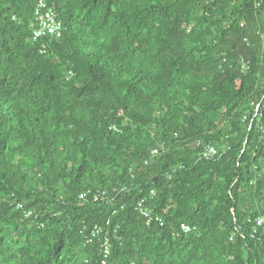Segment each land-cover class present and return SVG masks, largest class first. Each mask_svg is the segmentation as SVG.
Here are the masks:
<instances>
[{"label":"trees","instance_id":"1","mask_svg":"<svg viewBox=\"0 0 264 264\" xmlns=\"http://www.w3.org/2000/svg\"><path fill=\"white\" fill-rule=\"evenodd\" d=\"M47 1L0 0V264H264V0Z\"/></svg>","mask_w":264,"mask_h":264},{"label":"built area","instance_id":"2","mask_svg":"<svg viewBox=\"0 0 264 264\" xmlns=\"http://www.w3.org/2000/svg\"><path fill=\"white\" fill-rule=\"evenodd\" d=\"M35 22L37 25V27L34 29V32H33L35 40L42 37V35L45 34L46 32L56 37H61L63 35V31H64L63 21L59 18L56 10L48 3L47 0H38L37 6L35 9ZM260 34L262 38L264 39V30L260 31ZM159 152L160 151L158 148L154 149L152 156L155 157L156 155L159 154ZM218 153H219L218 147L213 144L205 145L202 151L203 157H206V158L214 157ZM151 193L154 194L155 191L152 190ZM103 194L106 195L107 192L104 191ZM137 209L146 218L148 224L152 223L153 221H160V223H163L162 216L159 215L158 213H155L153 209H151L147 205L145 198L141 199L138 202ZM262 224H263V218L259 217L257 219V225L260 226ZM182 229L185 231H189L191 230V226L184 224L182 226ZM99 230L97 231L99 232ZM103 249H104L105 258H107L109 255V251H110V242L108 239L103 244ZM105 263H106V260L104 259L103 264Z\"/></svg>","mask_w":264,"mask_h":264},{"label":"bare ground","instance_id":"3","mask_svg":"<svg viewBox=\"0 0 264 264\" xmlns=\"http://www.w3.org/2000/svg\"><path fill=\"white\" fill-rule=\"evenodd\" d=\"M94 234V233H93ZM103 254H104V252H103Z\"/></svg>","mask_w":264,"mask_h":264}]
</instances>
